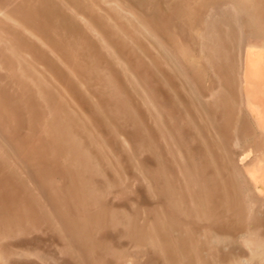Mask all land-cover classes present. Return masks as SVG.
Returning a JSON list of instances; mask_svg holds the SVG:
<instances>
[{
  "label": "bare ground",
  "instance_id": "1",
  "mask_svg": "<svg viewBox=\"0 0 264 264\" xmlns=\"http://www.w3.org/2000/svg\"><path fill=\"white\" fill-rule=\"evenodd\" d=\"M0 264H264V0H0Z\"/></svg>",
  "mask_w": 264,
  "mask_h": 264
},
{
  "label": "rangeland",
  "instance_id": "2",
  "mask_svg": "<svg viewBox=\"0 0 264 264\" xmlns=\"http://www.w3.org/2000/svg\"><path fill=\"white\" fill-rule=\"evenodd\" d=\"M224 9H220V12H222ZM219 13V11H217ZM211 17H215V15L211 14Z\"/></svg>",
  "mask_w": 264,
  "mask_h": 264
}]
</instances>
